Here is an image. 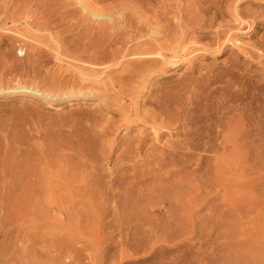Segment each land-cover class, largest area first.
<instances>
[{"label": "rangeland", "instance_id": "374dc122", "mask_svg": "<svg viewBox=\"0 0 264 264\" xmlns=\"http://www.w3.org/2000/svg\"><path fill=\"white\" fill-rule=\"evenodd\" d=\"M86 3L115 21L91 19L76 0H0V160L51 188L31 205L16 192L0 201V264H264V0ZM176 98L196 104L205 130L220 109L241 105L237 116L253 124L252 196L242 192L245 164L200 152L204 171L219 162L241 179V201L149 203L173 169L149 156L183 141L179 123L156 125ZM195 156L184 159L187 176L200 167ZM155 224L169 230L154 238Z\"/></svg>", "mask_w": 264, "mask_h": 264}, {"label": "bare ground", "instance_id": "6f19581e", "mask_svg": "<svg viewBox=\"0 0 264 264\" xmlns=\"http://www.w3.org/2000/svg\"><path fill=\"white\" fill-rule=\"evenodd\" d=\"M76 2L83 7V11H85V13H87L88 16L91 19L94 18V20L97 21V22L102 20V19H104V18L105 19L106 18L110 19L109 21H112V19H113V16L103 15L101 12L91 10V8H89L88 5H87L86 0H76ZM113 21H115V20L113 19ZM124 21H125V19L122 16L121 17V21L119 23L120 24L119 26L121 28L124 27L125 24H126V23H124ZM151 34H157L158 35V33L155 30H151ZM195 34H196V37H198L200 35V33H195ZM153 36L154 35H152V37ZM102 58H104V57H102ZM102 58L100 59L101 62L104 61V59L102 60ZM101 64H103V63H101ZM169 64H171V63H169ZM25 90H27V89H25ZM32 93H34L38 97H43V96L45 97L46 96L44 94V92H40V91H37V90H32ZM184 103H186V102H183L179 98L178 99L176 98V99H174V100H172L170 102L168 101V103H166L163 106L161 105L162 107L159 110V112L161 114V118L163 116L165 120L164 119L159 120L160 123L158 122V124H156V125L160 124V126H162V128H164V127L165 128H169V126L172 127V123H173V125H174L175 122L179 123V125L181 127V130H182L181 132L184 131V137H183V141L182 142H171V143L169 141H167V143L165 142L163 144V146H162L163 148H159V149L157 148L156 149L157 151L155 152V154L153 153L154 155H150L149 156L152 162L156 161V166L158 167L159 170H161V169L164 170V168H166L167 166H172V168H173L169 172L165 169L168 172L167 179L166 180L164 179L165 180L164 182L161 181L159 183V185H158V182L157 183L155 182L158 186H156V188H154V189L151 188L153 190L148 191V195H149L148 197H149L150 200L148 198L147 199L150 201L149 203H157V204H160V203H165L166 204V203H168L169 205H171L170 203H186V205H188V203H215V201H217L218 197H220V196L222 197V199H223L222 201L224 203H239V200H240V198H242V196L238 197L236 195V194H238V191H237L238 188L236 190V188L234 189V187L239 186V184L236 185V181L240 180V182H241V179H238V177H237V179L235 180V178L233 177L234 175L232 176L230 174L228 176L226 174L225 170H224L226 165L222 166V163H219V162L218 163L215 162L214 164H212V166L210 167L209 170H205L204 171V169L202 168L203 167V160H205L204 162H206V159H208V158L204 157L203 155L201 156L200 152H202V153L211 152L210 154L213 153V154H216V155H221L222 157H228L230 159L235 158L237 164H239L238 161L243 163V164H245L244 166H245V171H246V173L248 175V179L246 181H244L245 182V184H244V190L245 191L243 190V186H242L243 182L240 183L243 191L241 189H239V191L246 192L247 196H252V192H253L252 191V185H253V180H252L253 179V177H252V175H253L252 174V172H253L252 171V168H253L252 167L253 166L252 165V162H253V124H252V121L248 119L250 116H248V118H247L248 121L247 122L241 121L242 117L240 118L239 116L242 113H245L243 111V109L239 107L241 105L233 106V107L229 105V108H228V105H226L225 112L222 109L223 111L220 113V111H221V109H220L219 114H217L214 118H212L213 125L211 124L210 128H209V125H208V128H206V130H205V128L200 123V117L194 112L197 107L194 108V110L192 109V106L195 103H193L191 107H187V106H190V105H187L188 103H186V105H187L186 106ZM225 104H226V102H225ZM239 104H241V103H239ZM195 105L193 107H195ZM221 105L222 106H220V107L223 108L224 104H221ZM220 107H217V109L220 108ZM224 108H225V106H224ZM158 115L159 114H157L156 117H155V115H154V117L152 116L151 118L153 120H151V122H149V123H154L157 119H159ZM237 115H239V116H237ZM243 115H245V114H243ZM244 117H243V119L246 118V117L245 118ZM250 119H251V117H250ZM159 128H161V127H159ZM205 140H207V141L209 140V141L205 143L204 142ZM7 146H9V144ZM8 148H10V147H8ZM2 152L0 153V156H2V154H3ZM153 152H154V150H153ZM207 154H209V153H207ZM195 155L196 156L198 155V157H199V160L197 159L199 164L198 163H196V164L199 165L200 167H199L198 170H196V168H195L196 171H193V172L191 171V173L189 174L190 176L189 175L187 176L186 172L188 173V168H187V171H186V165H185L186 161H184V159L187 160L188 158H194ZM13 157H14V155H13ZM220 157H218L219 159H217V160H220ZM0 158H2V157H0ZM4 159H6V158H4ZM11 159L6 161V163H4L5 160L4 161L0 160V201H8L10 199L9 195L11 194V192L19 193L18 195H19L20 199L17 198L18 201L21 200V199L23 200V198H24L22 205H24V204L26 205L28 203H34V202L37 203V201L39 202V200L42 199L43 197H44V199L49 198V197H46V195L49 192L46 194L47 191L45 192V189H44V187L47 185L45 183V178L43 179L42 178L43 176L41 177L39 175V173H36V171L33 170V169L26 168L25 170H22L21 164L16 162V161H14L15 160L14 158H13L14 160L13 159L11 160ZM214 161H216V158H215ZM221 162H223V160ZM226 162H228V161H226ZM231 162H233V161H231ZM236 163L233 162L234 165ZM188 164H189V162H188ZM144 166H146V165H144ZM238 166L240 167V165H237V167ZM154 167H155V165H154ZM213 167H215V169ZM202 169H203L204 173L200 176V171ZM212 169H213V177L210 175V171L212 172ZM239 169L241 170V168H239ZM17 170H19V171H17ZM239 173H240V175H242L243 172L242 173L239 172ZM236 175H238V174H236ZM47 187H49V186L47 185ZM192 190H194V192H195V195L192 194L194 196V199L192 198V195L190 194ZM232 190L233 191L236 190V192H232ZM50 193H52V190H51ZM239 193H241V192H239ZM198 195L201 196V200L199 199V201L196 200V199H198L197 198ZM203 195H205V196L203 197ZM212 195H214L213 198L210 197ZM38 196H39V199L37 200ZM55 197H57V196H55ZM243 197H244V195H243ZM44 199L42 200L41 203H43ZM191 199H193V200H191ZM46 200H48V199H46ZM145 200H146V198H145ZM145 200L143 199L142 201H145ZM59 202H60V198H59ZM28 205H31V204H28ZM188 207H190V206H188ZM188 207L187 206L184 207L187 210L186 211L187 215H189L188 211H190ZM145 209H144L145 212L148 211L147 208H145ZM173 209L174 208H172V210ZM139 211L143 212V210H139ZM168 211H171V210H168ZM27 213H29V212H27ZM183 214H185V212ZM145 215H146V218H147L148 214H144L143 216L139 215V216L140 217H145ZM171 216H172V214H171ZM171 216H170V220H171ZM182 216L184 218L186 215L185 216L182 215ZM139 218H137L136 222H138ZM167 219H168V217H167ZM185 219H188V218L186 217ZM190 219L191 218L189 216L188 220L190 221ZM140 221H141V218H140ZM56 222L58 223L59 227L60 228L62 227L63 229H65V228L72 229L73 228L72 230H76L78 228L77 224L74 225V224H72V222H69V221H67L65 223L64 227H63V223H61L59 218L56 219ZM76 223H78V222H76ZM141 223H142V225H144L143 222H141ZM186 223H188V221H186ZM26 224L28 226V222H26ZM39 224L42 225L41 228L43 226H46V223L43 222V221H39ZM137 224L139 225V223H137ZM183 225H184V223H183ZM183 225L181 224L182 227H183ZM164 226L165 225H163V227ZM166 227H164L163 229H160L158 227V225H156L154 227V230L156 229V231H154L155 232L154 238L157 237V234H159V233H161V234H164V232L167 233V230H165ZM161 228H162V226H161ZM30 229L28 230V232L30 231ZM166 229H168V228H166ZM32 230H34V229H32ZM69 231H71V230H69ZM19 232H21V231H19ZM7 234H6V237L8 236ZM9 235H11V233ZM33 235H35V234H33ZM39 236L40 235L38 234L37 238ZM161 237H162V235H161ZM160 238H159V240H163V238L162 239H160ZM18 239H20V238H18ZM156 239L158 240V238H156ZM154 241H156V240H154ZM13 244L10 245L11 247L8 246V248L6 246L5 250H7V251L8 250L9 251L12 250L13 251V249H14V245ZM22 245H23V242H22ZM54 248H56V247H54ZM70 249L73 250V248H71L70 245L67 246L66 253H67V251L70 252ZM54 251L55 250L53 249L52 252H54ZM58 253L59 252L57 251L55 258L53 259L54 262H58L59 259H61V256H59V254L60 253L62 254L63 251L62 252L60 251L59 254ZM90 258H92V257H90Z\"/></svg>", "mask_w": 264, "mask_h": 264}]
</instances>
